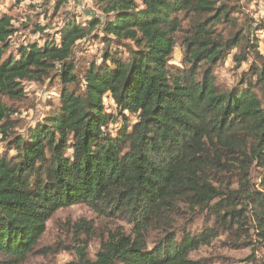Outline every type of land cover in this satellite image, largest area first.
<instances>
[{"label":"trees","instance_id":"trees-1","mask_svg":"<svg viewBox=\"0 0 264 264\" xmlns=\"http://www.w3.org/2000/svg\"><path fill=\"white\" fill-rule=\"evenodd\" d=\"M68 1L57 0L53 14ZM91 2L101 17H68L57 38L37 24L43 41L15 54L14 19L0 12V256L21 264L45 253L52 217L87 205L123 218L131 233L102 241L95 258L78 237L70 264H204L190 255L217 241L249 247L250 263L264 264L255 256L264 249V177L258 188L252 181L264 169V26L246 14L239 21L233 0ZM180 34L183 61L174 66ZM90 39L106 48L80 78L71 59ZM229 57L237 69L248 65L234 88L215 74ZM53 72L57 107L17 134L10 103L25 98L24 82ZM198 218L201 230H189Z\"/></svg>","mask_w":264,"mask_h":264},{"label":"rangeland","instance_id":"rangeland-1","mask_svg":"<svg viewBox=\"0 0 264 264\" xmlns=\"http://www.w3.org/2000/svg\"><path fill=\"white\" fill-rule=\"evenodd\" d=\"M233 2L241 11L236 14L239 21L244 19L242 14H246L256 23L264 26V0H233ZM56 3L57 0H0V12L12 16L17 29L8 54H15L16 48L25 45L28 40L40 41L39 43L43 41L44 38L40 37L38 40V36L33 35L37 24H50V29L45 34L57 38L59 29L68 17H77L76 22L84 24L93 12L91 8L85 12H79L68 2L58 13L53 14ZM257 36L259 51L264 55V30L259 31ZM178 40L179 44L175 48L171 61L174 66H181L183 61L181 34L178 35ZM105 48V44H102L100 40L93 39L77 46V51L71 60L78 65L80 78L90 63L100 64L102 62ZM123 52L126 53V50ZM247 70V64H243L240 69L235 68L229 57L225 63L216 68L215 74L219 83L234 88L238 86L242 72ZM23 86L26 92L25 98L20 102H9L16 109V113L12 116L17 123L14 132L21 135H25L29 126L42 121L48 112L57 107L58 94L62 88L56 72H53L50 79L43 83L24 82ZM68 88L73 90L76 86L70 85ZM105 103L108 112L117 114L116 107L109 98L105 99ZM120 121L110 127L112 132H117L121 126ZM131 122H135V119L132 118ZM6 149L5 143L0 144V153H5ZM263 177L264 169L255 168L252 181L257 188ZM202 226L203 219L198 218L189 226V230L198 232ZM131 229L132 226L123 218L102 215L87 205L66 207L60 209L47 223V231L39 246V250L46 248L45 253L37 251L21 264H70L76 259L73 246L78 237H84L87 240L89 255L95 258L102 241L107 240L111 235L130 234ZM253 253L254 251L249 247L235 250L222 245V241H217L211 246L202 247L190 257L193 260L203 261L204 264H252L250 258L254 256ZM255 256L258 261H264V249L255 252ZM7 259L0 256V264H6Z\"/></svg>","mask_w":264,"mask_h":264},{"label":"built area","instance_id":"built-area-1","mask_svg":"<svg viewBox=\"0 0 264 264\" xmlns=\"http://www.w3.org/2000/svg\"><path fill=\"white\" fill-rule=\"evenodd\" d=\"M68 2H70L72 7L76 8V10L79 12H85L91 8L93 12L89 15V17H101V13L95 12L96 10H94V8L92 7L93 5L91 0H69Z\"/></svg>","mask_w":264,"mask_h":264},{"label":"crops","instance_id":"crops-1","mask_svg":"<svg viewBox=\"0 0 264 264\" xmlns=\"http://www.w3.org/2000/svg\"><path fill=\"white\" fill-rule=\"evenodd\" d=\"M89 18V17H88Z\"/></svg>","mask_w":264,"mask_h":264}]
</instances>
